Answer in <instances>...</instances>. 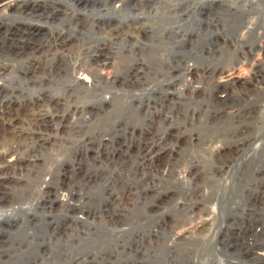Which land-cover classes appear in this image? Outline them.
Instances as JSON below:
<instances>
[{
    "label": "rangeland",
    "instance_id": "obj_1",
    "mask_svg": "<svg viewBox=\"0 0 264 264\" xmlns=\"http://www.w3.org/2000/svg\"><path fill=\"white\" fill-rule=\"evenodd\" d=\"M29 1H37L39 7L32 11H9L0 7V68L7 67L4 79L0 80L9 84L6 93L1 92L0 99L11 97L10 113L21 118L25 110L21 106L16 111L17 98L23 95L36 97L46 91L55 96L63 95L66 100L62 99L60 109H64V123L68 130L73 127L70 131L74 136L63 135V128L55 138L51 136L50 143L39 151L47 163L40 173L28 174L24 163L7 171L10 177L1 183L0 191L4 194L0 200V264H264L263 257L257 254V251L264 252L258 232L264 226V199L254 192L260 179L264 181V168L263 173L258 171V167H264V127L259 128L261 117H264V89L260 91L262 104L255 105L252 113L243 117L244 122L235 125L233 117L223 115L222 125L217 127L218 130L215 128L210 137L211 141H216L212 146L209 144V158L215 160L218 151L234 143L231 133L247 127L245 133L251 135L249 145L241 147L242 150L219 174L221 185L233 184V190L215 199L208 193L202 194L205 189L210 190V186L211 190L214 187L208 180L214 161L189 155V152L198 153L199 148L200 153L202 150L194 144L201 132L200 124L197 119H192V114L200 117L197 113L204 94L205 101L207 99V87H211L213 81H222L228 71L207 82H195L202 93L198 95L193 91V99L186 96L192 89L184 86L180 74L166 71L161 61L158 67L166 72L159 79L154 74V60L161 54L176 55L168 62L172 65L191 63L200 68L204 64L225 63V56L240 51L239 46L252 44L250 34L240 42L237 39L246 30L249 19L264 21V0H122L123 5L114 8L110 0ZM134 21L142 23L144 29L135 31L133 36L113 40L107 30L109 26H115L124 33L135 24ZM259 32L263 33L262 42L264 27ZM108 43L110 49L104 48L100 58L109 56L113 64L99 69L102 73L98 72L96 84L88 87L75 80L70 71L81 63L91 65V51ZM254 60L264 64V54L260 52L251 62ZM250 66L241 63L237 74L245 76L251 71ZM263 77L264 73L259 74L258 79L255 77L251 87H260ZM76 106L79 109L74 112ZM156 107L165 112L169 110L167 113L174 118L171 122L173 131H177L179 137L172 135L171 142L167 143L166 153L171 155V160L166 159L158 170L149 174L151 189L148 194L137 196L134 188H141L142 184L134 180L142 167L143 151L137 143L138 134L141 127L147 125L145 118ZM253 113L259 114L260 118ZM1 119L0 163H4L8 162L3 156L6 147L15 138L22 137L10 132L5 118ZM256 167L258 169L254 170ZM185 170L189 171L186 175L183 174ZM255 173L259 178H254ZM144 182L147 184L145 179ZM123 183L132 185L133 193L127 198L129 205L121 220L110 224L100 213L103 206L121 192ZM245 183L251 186L244 188Z\"/></svg>",
    "mask_w": 264,
    "mask_h": 264
},
{
    "label": "bare ground",
    "instance_id": "obj_2",
    "mask_svg": "<svg viewBox=\"0 0 264 264\" xmlns=\"http://www.w3.org/2000/svg\"><path fill=\"white\" fill-rule=\"evenodd\" d=\"M2 3H0V7L3 6L4 9H7L9 11H15L16 9H22L25 11L28 10H33L36 6H38V2L37 1H29L27 2V0H1ZM27 2V3H26ZM107 2V1H106ZM138 2V1H137ZM111 6H118V5H123V1L122 0H110ZM125 3V2H124ZM107 5V4H106ZM110 5V4H109ZM139 5V4H138ZM141 5V4H140ZM125 6V4H124ZM133 6V5H132ZM149 6V4H148ZM39 7V6H38ZM103 7V6H102ZM107 7V6H106ZM131 7V6H130ZM145 6H143L144 8ZM110 8V6H109ZM114 8V7H113ZM122 7H120L121 9ZM118 9V8H115ZM129 9V8H128ZM131 9V8H130ZM107 10V9H106ZM2 11V10H1ZM6 11V10H5ZM4 11V12H5ZM17 11V10H16ZM69 11V10H68ZM117 11V10H116ZM130 11V10H129ZM132 11V10H131ZM3 12V11H2ZM119 12V11H118ZM142 12V11H141ZM145 12V11H144ZM8 13V12H7ZM15 13V12H13ZM22 13V11H21ZM120 13V12H119ZM140 13V12H139ZM143 13V12H142ZM10 14V12H9ZM107 14V13H106ZM132 14V13H131ZM130 14V15H131ZM136 14V13H135ZM137 17L139 16V14H136ZM135 15V16H136ZM66 16V15H65ZM72 16V15H71ZM124 16V15H123ZM133 17V16H132ZM136 18V17H135ZM134 18V19H135ZM139 18V17H138ZM112 20V19H111ZM125 20V19H124ZM114 22V21H113ZM130 22V21H129ZM137 22V21H136ZM135 21L133 23H135L130 29H126L127 31L123 32H119V28L118 27H108L107 30L109 29V33H111V37L114 39H118V38H126V36L130 35L133 36L135 35V31L137 30H143L144 29V25L142 23H136ZM248 24L246 25V30L244 31L243 34L240 35V37H237L235 39L238 40V42L242 41L244 36H247V34H250V36H252V44L251 45H247V46H239V44L237 45L238 48L241 47V50H236L234 54H232V56L228 57L225 56V63L219 64V65H214L211 66L210 64H204L202 65L200 68L198 66H195L191 63H183L182 64H170L168 62L172 61L171 59H175V57H177L176 55H164L161 54V56H156V59L154 60V63H156L155 67L156 70L154 71L155 75L157 76V79H159L160 75H162V73L164 71H162L164 68H167L166 71L168 70V72L170 73H175L176 75L181 76V80H183L184 82V86L187 87V89H192V91L187 94L188 92H186V96H188L189 99H193L195 98L194 93L198 95L201 94L198 89H199V85H196L195 82L200 81V82H207L208 79H214L212 77L216 76V75H221L224 72L228 71V74L223 75L222 77L224 78L222 81H213L212 86L206 90L208 95H207V99L205 101V96L206 94L203 95L202 100L200 101V110L197 114H200V117L198 118L197 116H195V113L193 112L192 114V119L195 118L198 120V124H200V132L201 134L198 140L194 143L195 145L197 144L198 146L202 147L201 153L198 149V153L195 152H189V155H197V156H201L207 159H210V155L209 153L211 151H209V149L211 147H209L211 144L212 146V139L210 138L211 135L213 134L214 129L219 126L222 125V121L221 118L223 115H230L231 117H233L232 122L235 125H238V123L244 122L245 120L243 119V117L245 118L246 116L250 115V113H252V111L254 110V106L259 105V103H261L263 100V94H261L263 91L262 89H264V79H263V84H261L260 82V87H251V82L254 80V78L261 74L264 73V64L260 62V60H254L253 62H251V60H253L255 58V56L257 54H259L260 52H262V54H264V38L262 39V42H260L261 37L263 36L262 32H259L263 29L264 27V21L256 19V18H251L249 19V22H247ZM113 24V23H112ZM131 24V22H130ZM244 24V23H243ZM19 25V24H18ZM117 25V23H116ZM132 25V24H131ZM113 26V25H112ZM128 26V25H127ZM82 27V26H81ZM245 28V27H244ZM243 28V29H244ZM262 28V29H261ZM75 29V28H74ZM133 29V30H132ZM260 29V30H259ZM63 32V31H62ZM104 32V31H103ZM55 33V31H54ZM172 33V32H171ZM103 34V33H102ZM101 35V34H100ZM107 35V34H106ZM138 35V34H137ZM136 35V36H137ZM103 36V35H102ZM108 36V35H107ZM110 37V36H108ZM110 37V38H111ZM224 37V36H223ZM133 38V37H132ZM109 39V38H108ZM248 39V38H247ZM250 39V40H251ZM222 41V40H221ZM84 42V41H83ZM107 42V41H106ZM220 42V41H219ZM112 43V42H111ZM236 43V41H235ZM244 43V42H243ZM131 45V44H130ZM139 45V44H138ZM165 45V44H164ZM180 45V44H179ZM201 45V44H200ZM236 45V44H235ZM243 45V44H242ZM73 46V45H72ZM90 46V45H89ZM88 46V47H89ZM134 46V45H133ZM234 46V45H233ZM84 47V46H83ZM111 45H101V46H97V49H94V51H91V53L89 54V57L91 58V65L88 66H84L81 64H78L72 72V76L74 77L75 80L80 81V83H85L88 85H94L95 81L97 80V78L99 77V75L102 73L99 72L100 68L105 67L107 64L111 65L113 64V59H110V57L108 56L105 59H101L100 56L104 54L103 49L104 48H109L110 49ZM176 47V46H175ZM47 48V47H46ZM77 49V48H76ZM89 49V48H88ZM112 49V48H111ZM141 49V48H140ZM236 49V48H235ZM234 49V50H235ZM128 50V49H127ZM55 51V50H54ZM110 51V50H109ZM108 51V52H109ZM161 51V50H160ZM210 51V50H209ZM89 52V50H88ZM107 52V51H106ZM105 52V53H106ZM173 52V51H172ZM180 52V51H179ZM221 52V51H220ZM224 52V51H223ZM43 53V51H42ZM115 53V52H114ZM140 53V52H139ZM182 53V52H181ZM229 53V52H228ZM231 53V52H230ZM31 54V53H30ZM136 54V53H135ZM177 54V53H176ZM226 54V53H225ZM82 55V54H81ZM107 55V54H105ZM142 55V54H141ZM149 55V54H148ZM178 55V54H177ZM180 55V54H179ZM84 56V55H83ZM116 56V54H115ZM122 56V55H121ZM137 56V55H136ZM150 56V55H149ZM198 56V55H197ZM196 56V57H197ZM47 57V56H46ZM49 57V56H48ZM53 57V56H52ZM106 57V56H105ZM119 57V56H118ZM130 57V56H129ZM190 57V56H189ZM263 57V56H262ZM84 58V57H83ZM122 58V57H121ZM120 58V59H121ZM137 58V57H136ZM119 59V58H118ZM143 59V58H142ZM153 59V58H152ZM203 59V58H202ZM115 60V59H114ZM135 60V59H134ZM187 60V59H186ZM208 60V59H207ZM133 61V60H132ZM156 61V62H155ZM162 63V67H164L163 69H160V67H158V62ZM123 62V61H122ZM190 62V61H189ZM193 62V61H192ZM153 63V64H154ZM172 63V62H171ZM241 63H248L251 64L250 69L251 71L246 72L245 76H240L237 73V70L239 69V65ZM115 64V61H114ZM146 64V63H145ZM166 64V65H165ZM8 65V64H7ZM31 67V66H30ZM111 67V66H110ZM249 67V66H247ZM6 66L0 68V79L3 80L5 76H3L4 70H6ZM109 68V67H108ZM131 68V67H130ZM246 69V66H245ZM111 71V70H110ZM165 71V72H166ZM36 72V71H35ZM100 74H99V73ZM138 72V71H137ZM136 72V73H137ZM164 72V73H165ZM37 73V72H36ZM135 73V72H134ZM99 74V75H98ZM125 75V74H123ZM8 76V75H7ZM107 76V75H106ZM105 76V77H106ZM138 76V75H137ZM35 77V76H34ZM120 77V76H119ZM177 77V76H176ZM179 77V76H178ZM3 78V79H2ZM72 78V77H71ZM107 78V77H106ZM124 78V77H123ZM139 78V77H137ZM264 78V77H263ZM73 79V78H72ZM99 79V78H98ZM107 79H110L109 77ZM114 79V78H113ZM221 79V78H220ZM0 80V94L1 92H5L6 88L9 87V84H5L2 83L3 81ZM42 80V79H41ZM74 80V81H75ZM138 80V79H137ZM217 80V78H216ZM261 80V79H259ZM37 81V80H36ZM140 81V80H139ZM168 81V80H167ZM176 81V80H175ZM77 82V81H76ZM144 82V81H143ZM199 82V83H200ZM212 82V81H211ZM256 82V81H255ZM74 83V82H73ZM79 83V84H80ZM172 83V81L170 82ZM180 83V82H179ZM198 83V82H197ZM198 83V84H199ZM78 84V83H77ZM96 84V83H95ZM176 84V83H175ZM210 84V82H209ZM255 84V83H254ZM133 85V84H132ZM107 86V85H106ZM161 86V85H160ZM85 87V86H84ZM89 87V86H88ZM110 87V86H109ZM135 87V86H134ZM14 87H12L13 89ZM86 88V87H85ZM111 88V87H110ZM89 89V88H88ZM169 89V88H168ZM203 89V88H202ZM193 91H195L194 93H192ZM262 91V92H260ZM91 92V91H90ZM6 93V92H5ZM39 93V92H38ZM101 93V92H100ZM15 94V92H14ZM153 94V93H152ZM184 95V93H183ZM11 96V95H10ZM150 96V95H149ZM197 96V95H196ZM19 97V96H18ZM198 97V96H197ZM15 98V97H14ZM199 98V97H198ZM16 99V98H15ZM19 100V106L17 107L18 111L20 109V107L22 106L25 110L24 112V116L21 118H23V124H22V119L18 116H15L16 113L12 112L10 113V111H12L10 108V104L12 98H3L0 99V118L4 119V123L6 124L7 128L10 130V132H12L14 135H18L19 137H22L21 139H16L8 146L7 148V152L3 154L4 158H6L8 160V162H4V163H0V191H1V183H3L4 181L7 180L8 177H10V175H8L9 172V168L11 167H18V166H22V164L24 163L25 168L27 169V173L31 174V173H35L38 172L40 173V170L43 169L42 167L45 166L44 164L46 163L44 157H42V155L39 153V151L41 149H43L44 147H46V145L48 144V142L50 143V138L52 137H56L61 131H59L60 128H63L62 130V134L63 135H69L71 134V131L73 130L72 128H69V130L66 127L67 123H64L65 120V116L66 114H64V109H60L61 108V104L63 103L62 99H65L62 96H55L54 93L51 92H41L39 93L36 97H27V95H23L21 96V98H17ZM155 99V98H154ZM163 99V98H162ZM66 100V99H65ZM197 101V100H196ZM199 101V100H198ZM155 103V102H154ZM164 103V102H163ZM199 103V102H198ZM262 104V103H261ZM63 105V104H62ZM155 105V104H154ZM198 105V104H197ZM65 106V105H64ZM72 106V104H71ZM103 106V105H102ZM157 106V105H156ZM261 106V105H260ZM264 106V104H263ZM68 107V106H67ZM131 107V106H130ZM196 107V106H195ZM63 108V107H62ZM71 108V107H70ZM81 108V107H80ZM257 108V107H256ZM260 108V107H259ZM258 108V110H260ZM14 109V108H13ZM79 109V106L75 107V109L73 110L74 112ZM82 110V109H81ZM179 110V109H178ZM22 111V109H21ZM132 111V110H131ZM169 111V110H168ZM167 111V112H168ZM262 111V109H261ZM9 112V113H7ZM82 112V111H81ZM167 112L164 111L163 108H158L156 107L155 110L150 111V114L148 117H146V121L147 125H143L141 127V130L138 134V145L140 146L141 150V170L138 173V175L136 174L135 178L136 180H134L136 183H140L139 187L134 188L135 189V193L134 195L137 196H141L143 194H145L144 196H146L148 194L149 189H151L150 183L148 181V179L150 178L149 174L152 173L155 170H158L160 167V164L164 161H166V159L171 160V155H167V143L170 140L169 138L172 137V135H178L177 137H179V134L177 131H173V125L171 124V122L173 121L174 118H172L173 116L168 114ZM263 115H264V111H262ZM5 113H7L5 115ZM23 113V112H22ZM131 113V112H130ZM141 113V112H140ZM179 113V112H178ZM177 113V115H178ZM259 113V112H258ZM9 115V117H7V115ZM18 114V113H17ZM185 114V113H184ZM188 114V113H187ZM186 114V115H187ZM253 114H257V113H253ZM20 115V114H19ZM77 115V114H76ZM89 115V114H88ZM132 115V114H131ZM190 115V114H189ZM252 115V114H251ZM257 118L260 116L259 114H257ZM84 116V115H83ZM71 117V116H70ZM78 117V116H77ZM91 118V116H89ZM178 118V116H176ZM182 117V116H181ZM185 117V116H184ZM69 118V117H67ZM80 118V117H79ZM143 118V117H142ZM188 118V117H187ZM224 118V117H223ZM226 118V117H225ZM254 118V117H253ZM260 118V117H259ZM262 121L259 125V128H263L264 127V117H261ZM1 119V120H2ZM85 119V118H84ZM102 119V118H101ZM190 119V118H189ZM189 119H187L188 123H189ZM247 119V118H246ZM250 119V117H249ZM7 120V121H6ZM98 120V119H97ZM179 120V119H178ZM185 120V119H184ZM216 120V121H215ZM133 121V120H132ZM182 121V120H181ZM180 121V122H181ZM228 121V120H227ZM251 121V120H250ZM3 122V121H2ZM70 122V121H69ZM175 122V121H174ZM173 122V123H174ZM177 122V120H176ZM179 122V121H178ZM177 122V123H178ZM86 123V122H85ZM91 123V122H90ZM93 123V122H92ZM250 123V122H249ZM254 123V122H253ZM252 123V124H253ZM1 124V123H0ZM140 124V123H139ZM185 124V122H184ZM194 124V122H193ZM248 124V123H247ZM246 124V125H247ZM176 125V124H175ZM240 125V124H239ZM257 126V124H255ZM75 126V125H74ZM182 126V125H181ZM197 126V124H196ZM249 126V125H248ZM138 127V126H137ZM183 127V126H182ZM198 127V126H197ZM244 127V126H243ZM253 127V126H252ZM2 128V126H1ZM75 128V127H74ZM196 128V127H195ZM258 128V127H257ZM7 129V130H8ZM71 129V131H70ZM76 129V128H75ZM80 129V127H79ZM83 129V127H82ZM189 129V128H188ZM252 129V128H250ZM260 129V130H261ZM264 129V128H263ZM90 130V129H89ZM179 130V129H178ZM183 130V129H182ZM218 130V129H217ZM255 130V129H254ZM258 130V129H257ZM180 131V130H179ZM241 131V129H240ZM247 131V127H245L244 130H242L241 132H234L235 134H232L230 136H232L231 139L234 140V143L232 145H230L229 147L223 148L220 151H218V153L215 156V160H211V162L214 163V167L213 169L208 172V180L210 182H213V189L211 190V186H210V190H204L202 191V194L208 193L209 195H212L215 199L216 197H222L225 196L227 194H229L231 192V189L233 190L234 185L231 184H224L221 185L220 181H219V174L223 171L224 167L231 162L232 159H234V155L241 149V147H243L244 145L248 144V141H250L251 139V135L246 134L245 132ZM249 131V130H248ZM251 131V130H250ZM177 132V133H176ZM218 132V131H216ZM233 132V131H232ZM254 132V131H253ZM256 132V131H255ZM259 132V131H258ZM11 133V134H12ZM78 133V132H77ZM176 133V134H174ZM181 133V132H180ZM215 133V131H214ZM246 135H245V134ZM73 135V134H71ZM228 135V134H226ZM13 136V135H12ZM11 136V137H12ZM74 136V135H73ZM72 136V137H73ZM76 136V135H75ZM82 136V135H81ZM191 136V134L189 135ZM220 136V135H219ZM221 137V136H220ZM256 137V136H255ZM13 138V137H12ZM67 138V137H66ZM190 138V137H188ZM215 138V137H214ZM230 138V137H229ZM61 139V138H60ZM185 139V138H184ZM230 139V140H231ZM256 139V138H255ZM2 140V139H1ZM62 140V139H61ZM76 140V139H75ZM188 140V139H187ZM253 140V139H252ZM251 140V141H252ZM12 141V140H11ZM54 141H57L56 139H54ZM88 141V140H86ZM123 141V140H122ZM192 141V140H190ZM216 141V140H215ZM214 141V142H215ZM65 142V141H64ZM76 142V141H73ZM171 142V140H170ZM52 143V142H51ZM57 143V142H54ZM67 143V141H66ZM250 143V142H249ZM252 143V142H251ZM53 144V143H52ZM59 144V142H58ZM61 144V143H60ZM63 144V143H62ZM187 144V143H186ZM217 144V143H216ZM226 144V143H225ZM215 145V144H214ZM213 145V146H214ZM249 145V144H248ZM55 146V145H54ZM62 146V145H61ZM218 146V145H217ZM177 147V146H175ZM191 146H189L190 148ZM247 147V146H246ZM249 147V146H248ZM170 148V147H169ZM172 148V146H171ZM60 149V148H59ZM245 149V148H244ZM243 149V150H244ZM171 150V149H170ZM190 150H193L192 148ZM197 150V149H196ZM211 150V149H210ZM242 150V149H241ZM4 151V150H3ZM180 151V150H179ZM216 151V150H215ZM214 151V152H215ZM9 152V155L6 156V154ZM138 152V151H137ZM187 152V151H186ZM217 152V151H216ZM253 152V151H252ZM139 153V152H138ZM185 153V152H183ZM256 153V152H255ZM169 154V153H168ZM178 154V153H177ZM239 154V153H238ZM257 154V153H256ZM262 154V153H261ZM176 155V154H175ZM214 155V154H213ZM250 155V154H249ZM138 156V155H137ZM174 156V155H172ZM178 156H180L178 154ZM184 156V155H183ZM212 156V155H211ZM238 156V155H236ZM258 156V155H255ZM168 157V158H167ZM176 157V156H174ZM182 157V156H180ZM186 157V156H185ZM193 157V156H192ZM196 157V156H195ZM214 157V156H213ZM264 157V156H263ZM179 158V157H178ZM212 158V157H211ZM115 159V158H114ZM183 159V158H182ZM185 159V158H184ZM188 159V157H187ZM198 159V158H197ZM5 160V159H4ZM47 160V159H46ZM252 160V159H251ZM173 161V160H172ZM181 161V160H180ZM187 161V160H185ZM189 161V160H188ZM191 161V160H190ZM193 161V160H192ZM204 161V160H203ZM207 161V160H206ZM233 161V160H232ZM263 161V160H262ZM117 162V161H116ZM171 162V161H170ZM179 162V160H178ZM200 162V161H199ZM256 162V161H255ZM168 162H166L167 165ZM173 164V162H171ZM249 163V162H248ZM47 164V163H46ZM193 164V163H192ZM198 164V163H197ZM205 164V162H204ZM169 165V164H168ZM183 165V164H182ZM186 165V164H185ZM200 165V164H199ZM198 165V166H199ZM211 165V166H212ZM178 166V165H177ZM180 166V165H179ZM197 166V167H198ZM231 166V165H230ZM46 167V166H45ZM50 167V166H48ZM175 167V166H174ZM187 167V166H186ZM185 167V168H186ZM190 167V166H189ZM196 167V166H195ZM22 168V167H21ZM53 168V167H52ZM134 168V167H133ZM136 168V167H135ZM167 168V167H166ZM178 168V167H177ZM176 168V169H177ZM212 168V167H211ZM259 168V169H258ZM256 167V169L259 171V173L262 171L263 173V168L264 167ZM46 169V168H44ZM48 169V168H47ZM168 169V168H167ZM171 169V168H170ZM202 169V168H201ZM200 169V170H201ZM228 169V168H226ZM162 171V169H160ZM184 170V169H183ZM192 170V169H191ZM194 170V169H193ZM207 170V169H206ZM209 170V169H208ZM8 171V172H7ZM14 171V170H13ZM16 171V170H15ZM44 171V170H43ZM117 171V170H116ZM165 171V170H164ZM198 171V169H197ZM204 171V170H203ZM17 172V171H16ZM46 172V171H45ZM124 172V171H123ZM158 172V171H157ZM171 172V171H170ZM177 172V171H176ZM189 173L188 170H185V174L186 175ZM194 172V171H193ZM226 172V171H225ZM224 172V173H225ZM254 172V171H253ZM14 173V172H12ZM22 173V171L20 172ZM47 173V172H46ZM119 173V172H118ZM179 173V172H178ZM37 174V173H36ZM43 174V173H42ZM48 174V173H47ZM203 174V173H199ZM223 174V173H222ZM25 175V173H24ZM61 175V174H60ZM121 175V174H120ZM133 175V174H132ZM158 175V174H157ZM174 175V174H173ZM178 175V174H177ZM184 175V176H185ZM254 175V174H253ZM39 176V175H38ZM205 176V175H204ZM207 176V173H206ZM259 178L258 174L255 173L254 178ZM36 177V175L34 176ZM33 177V178H34ZM170 177V176H169ZM173 177V176H172ZM182 177V176H181ZM188 177V176H187ZM29 178V177H28ZM27 178V179H28ZM44 178V177H43ZM159 178V177H158ZM156 178V179H158ZM165 178V177H164ZM176 178V177H175ZM261 178V177H260ZM144 179L146 180L147 184H145ZM155 180V177L153 178ZM182 179V178H181ZM188 179V178H187ZM191 179V178H190ZM203 179V178H202ZM221 179V178H220ZM32 180V178H31ZM176 180V179H175ZM189 180V179H188ZM194 180V178H193ZM205 180V179H204ZM222 180V179H221ZM21 181V180H20ZM36 181V180H35ZM50 181V180H49ZM48 181V182H49ZM106 181V180H105ZM143 181V183H141ZM179 181V180H178ZM176 180V182H178ZM183 181V179H182ZM186 181V179H185ZM201 181V179L199 180ZM208 181V182H209ZM248 181V180H246ZM245 181V182H246ZM16 182V181H15ZM18 182V181H17ZM153 182V181H152ZM181 182V181H180ZM191 182V181H190ZM188 182V183H190ZM197 182V181H196ZM203 182V180H202ZM205 182V181H204ZM203 182V184H204ZM207 182V180H206ZM216 182L218 184H216ZM253 182V181H252ZM6 183V182H5ZM32 183V182H31ZM35 183V182H34ZM47 183V182H45ZM51 183V182H50ZM53 183V182H52ZM157 183V182H156ZM220 183V184H219ZM249 183V182H248ZM258 183V182H256ZM259 185H257L256 190L254 191L255 193H257V195L259 196V198L264 199V189L263 187V178L260 179L259 181ZM48 184V183H47ZM124 184V183H123ZM209 184V183H208ZM216 184V185H215ZM223 184V183H222ZM10 185V184H9ZM46 185V184H44ZM125 185V184H124ZM198 185V183L196 184ZM239 185V184H237ZM236 185V186H237ZM254 185V184H252ZM107 186V185H106ZM137 186V185H136ZM202 186V184H201ZM207 186V185H206ZM217 186V187H215ZM240 186V185H239ZM251 185H247L245 183L244 188L245 187H250ZM255 186V185H254ZM32 187V186H31ZM132 185H125L122 189L121 192H118V194L116 195V197L113 199V201L106 203L100 213V216H102L104 218V220H108V222L111 224V222H118V220L122 217L123 215V211L126 209V207L129 205V200H127V198H129V196L131 195L132 192ZM135 187V186H134ZM195 187V186H193ZM200 187V186H199ZM209 186H207L208 188ZM243 187V186H241ZM28 188V187H27ZM159 188V187H158ZM202 188V187H201ZM253 190V187H251ZM250 188V189H251ZM239 189V188H238ZM155 190V189H154ZM196 190V189H195ZM200 190V189H199ZM248 190V189H247ZM25 191V190H24ZM194 191V190H192ZM260 191H263L262 194H260ZM151 192V191H150ZM196 192V191H195ZM253 192V191H252ZM13 193V192H12ZM199 193V192H198ZM8 194V193H7ZM186 194V193H185ZM195 194V193H194ZM133 195V196H134ZM154 195V194H153ZM239 195V194H238ZM4 194L2 195L0 192V200L3 198ZM17 196V195H16ZM185 196V195H184ZM164 197V196H163ZM196 197V196H195ZM133 198V197H132ZM138 198V197H137ZM141 198V197H140ZM18 199V198H17ZM188 199V198H187ZM156 200V199H155ZM151 201V200H150ZM262 201V200H261ZM152 202V201H151ZM232 202V201H231ZM233 203V202H232ZM128 204V205H127ZM234 204V203H233ZM245 205V204H244ZM245 207V206H244ZM248 209V208H247ZM203 210V209H202ZM232 210V209H231ZM190 211V210H189ZM195 211V210H194ZM212 211V210H211ZM192 212V211H191ZM74 213V212H73ZM128 213V212H127ZM97 214V213H96ZM190 214V213H189ZM215 214V213H214ZM127 214L125 213V216ZM194 215V214H193ZM246 215V214H245ZM187 216V215H186ZM191 216V215H190ZM78 217V216H77ZM264 217V216H263ZM121 220V219H120ZM125 221V220H124ZM122 221V222H124ZM263 223V222H262ZM183 228V227H182ZM254 230V229H253ZM256 230V229H255ZM240 231V230H239ZM175 232V231H174ZM260 233V240L263 243L264 246V226H262L260 228V230L258 231ZM80 233V232H79ZM174 234V233H173ZM177 234V233H176ZM236 234V233H235ZM257 236V235H256ZM177 237V236H176ZM174 239V238H173ZM186 239V238H185ZM257 239V238H256ZM259 240V239H258ZM260 241V243H261ZM178 243V242H176ZM262 245V244H261ZM138 246V245H137ZM261 247V246H260ZM158 248V247H157ZM165 248V247H164ZM183 248V247H182ZM194 248V247H193ZM148 249V248H146ZM169 249V248H168ZM161 250V249H160ZM170 250V249H169ZM185 250V249H184ZM263 251V250H262ZM165 252V250H164ZM147 253V252H146ZM179 253V252H178ZM183 253V252H182ZM257 254L259 255V257H263L264 259V252H258ZM111 256V255H110ZM256 256V255H255ZM85 258V257H84ZM161 258V257H160ZM166 258V257H165ZM175 258V257H174ZM177 258V257H176ZM147 259V258H146ZM154 259V258H153ZM162 259V258H161ZM164 259V257H163ZM151 260V259H150ZM134 261V260H133ZM162 261V260H161ZM167 261V260H166ZM253 261V260H252ZM169 262V261H167ZM165 263V262H164ZM158 264V263H157ZM161 264V263H160ZM167 264V263H166Z\"/></svg>",
    "mask_w": 264,
    "mask_h": 264
}]
</instances>
